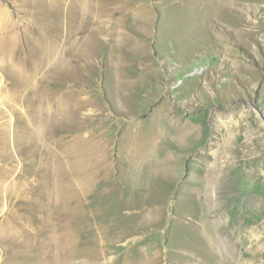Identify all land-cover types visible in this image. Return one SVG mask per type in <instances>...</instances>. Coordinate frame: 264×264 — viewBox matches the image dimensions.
I'll list each match as a JSON object with an SVG mask.
<instances>
[{
    "label": "rangeland",
    "instance_id": "obj_1",
    "mask_svg": "<svg viewBox=\"0 0 264 264\" xmlns=\"http://www.w3.org/2000/svg\"><path fill=\"white\" fill-rule=\"evenodd\" d=\"M223 3L0 0V264H264V0Z\"/></svg>",
    "mask_w": 264,
    "mask_h": 264
},
{
    "label": "crops",
    "instance_id": "obj_2",
    "mask_svg": "<svg viewBox=\"0 0 264 264\" xmlns=\"http://www.w3.org/2000/svg\"><path fill=\"white\" fill-rule=\"evenodd\" d=\"M114 85L115 86L117 85V88L119 87V88H122V89H126L127 87L131 86V82H129V81H127V82L126 81H121L119 79V81L116 82ZM129 92L130 91H126V94H128ZM126 103L129 106L131 105V104H129V102H126ZM70 107H71V102H69V101H68L67 106L65 105L64 102H60L57 106L54 107V111L60 113V116L62 117V120H63L61 123L64 124L65 127H68V126L71 127L72 126L70 124V122H71L70 121V116H71V108ZM125 111L128 113V109H125ZM150 131L151 130H147V132L145 134H142L143 136L140 137V138L138 136L135 137L134 134H130L131 136L129 137L128 142L126 143V145L128 146V151L131 153V155H132L133 146L135 147V152L134 153H137V151L140 152V149L138 148V140L141 141V139H142L143 140V146L144 147L148 146V144L150 142V136H151V134H153V132H150ZM80 138L85 140V137H80ZM86 141H87V138H86ZM77 149L80 152H84V151L94 152V149H92L91 147L88 146V148H87V143L86 142H82L81 139H78V140H76V143L75 142H70L68 145H65V147L63 148V154L62 155H57V154L55 155V158H56L55 162L58 161V164L61 163V165L64 166L65 168L69 166V168L71 169V165H72V161H73L72 154ZM93 157H94V155H93ZM146 157H147V155L143 156L142 158H146ZM81 159L83 160V159H85V157L82 156ZM63 181H65V180H63ZM69 199L70 198L64 197L63 198V203L67 204L68 203L67 200L70 202ZM56 200H57V198H56Z\"/></svg>",
    "mask_w": 264,
    "mask_h": 264
},
{
    "label": "bare ground",
    "instance_id": "obj_3",
    "mask_svg": "<svg viewBox=\"0 0 264 264\" xmlns=\"http://www.w3.org/2000/svg\"><path fill=\"white\" fill-rule=\"evenodd\" d=\"M220 1V0H219ZM231 1V0H230ZM228 2V0H224V3L223 4H219V12L220 14H223V13H227V12H230L229 10V3L232 4V2H234V0L232 2ZM240 1V0H237V2ZM245 2V1H243ZM242 2V3H243ZM222 3V2H221ZM240 3V2H239ZM225 4V5H224ZM241 4V3H240ZM238 4V5H240ZM231 6V5H230ZM233 6V5H232ZM214 7V6H213ZM231 9V8H230ZM233 10V9H232ZM236 11V10H235ZM238 11V10H237ZM234 12V11H233ZM232 14V13H230ZM228 17V15H226ZM177 131V130H176ZM220 157V156H219ZM163 169V168H162ZM240 171V170H239ZM239 171H237V177L241 178V179H244L243 178V175L242 173ZM244 176L248 179V178H252L251 175H245ZM218 178V177H217ZM245 178V179H246ZM250 180V179H249ZM245 183V180L243 181ZM249 182H247L248 184ZM216 186V176L213 174V172L211 171L210 174H209V177H208V182H207V190H206V197H207V200L208 201H212L214 199V188Z\"/></svg>",
    "mask_w": 264,
    "mask_h": 264
}]
</instances>
